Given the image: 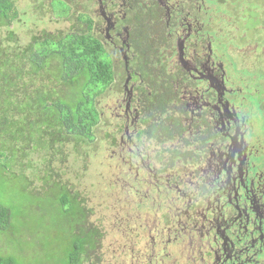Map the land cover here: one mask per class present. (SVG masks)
<instances>
[{
  "label": "flooded vegetation",
  "instance_id": "af4514ba",
  "mask_svg": "<svg viewBox=\"0 0 264 264\" xmlns=\"http://www.w3.org/2000/svg\"><path fill=\"white\" fill-rule=\"evenodd\" d=\"M88 1L113 65L105 112L120 129L114 200L128 218L117 214L116 233L130 237L129 264H264V79L233 53L255 54L257 22H239L249 16L231 0Z\"/></svg>",
  "mask_w": 264,
  "mask_h": 264
},
{
  "label": "trees",
  "instance_id": "16d2710c",
  "mask_svg": "<svg viewBox=\"0 0 264 264\" xmlns=\"http://www.w3.org/2000/svg\"><path fill=\"white\" fill-rule=\"evenodd\" d=\"M50 6L53 10L57 9L55 16L65 17L70 13V6L65 0L58 3L53 0ZM76 14L68 29L31 36L26 45H21L16 34L18 30L13 29L22 17L18 0H0V161L4 160L7 164L15 155H24L27 149L35 153L46 146L52 155L53 148L65 144V158L58 163L66 170L69 159H72V164L79 170L76 178L87 180L88 177L85 179L80 169H87V159L97 161L102 155L101 148L95 147L100 125L110 129L102 132L109 147L107 160L110 165H106L109 167L107 174L101 176L105 182L99 186L100 195L96 192V200L101 201L102 210L111 211V224L101 227L96 222L89 223L95 207L87 206V201L82 206L79 195L70 194V186L63 183L65 195L60 198V205L65 207L66 214L72 212V218L78 223L73 226L70 247L60 264H117L112 257L117 258V248L104 246L110 239H107V232L113 235L118 228L117 222L125 223L128 218L124 201L120 210L125 220L117 219L114 200L115 177L112 169L116 166H111L114 161L112 146L116 142L114 134L120 129L117 123L111 124L105 119L104 114L107 113H103V108L99 106L101 98L113 90V65L105 55L92 13L82 11ZM1 31L6 33L5 36L1 37ZM261 63L258 59L259 67ZM8 129L12 131L7 134L5 131ZM5 142L10 144V149L4 150ZM67 146L70 148L67 149ZM82 146L87 147V154L84 149L79 151ZM68 168L70 170L71 167ZM104 194L111 199H103L101 195ZM87 199L91 201L90 197ZM10 222V211L0 205V235L5 233ZM114 223L117 224L114 226ZM123 238L118 236V240L125 242L118 247L120 252L128 246L130 239L127 233ZM128 252L124 250L121 257H128ZM104 254L110 255L109 261L103 259ZM0 264L19 263L13 256L0 255Z\"/></svg>",
  "mask_w": 264,
  "mask_h": 264
},
{
  "label": "rangeland",
  "instance_id": "374dc122",
  "mask_svg": "<svg viewBox=\"0 0 264 264\" xmlns=\"http://www.w3.org/2000/svg\"><path fill=\"white\" fill-rule=\"evenodd\" d=\"M51 1L53 0H18L22 17L21 21L17 23L16 27L13 29L18 30L16 34L20 38L21 45H26L31 36L41 35L43 32L55 33L59 30L68 29L74 22L77 12H93L92 16L94 17V22L98 23L96 15L94 14L95 6L88 0H65L68 6H70V13L65 17L55 16L57 9H51ZM58 1L59 0H55L57 3ZM231 1L233 2L230 4H238L235 7L238 12L245 9V13L249 16L240 18L239 22H245L248 25H254L253 23L257 22L256 28H251L252 37L248 41L250 45L258 43L255 54L247 55V53L240 50V47L235 49L231 48L230 50L234 49L233 53H236L237 56L239 55V58L247 57L245 64L238 59L239 69H244L245 71L248 69L250 71L248 75L252 79L251 82L261 86L263 84L262 78L264 79V63H261L260 68L257 69L253 66V62L256 57H264V26L263 28L258 26L260 22L264 23V0ZM228 15L237 17L239 14L229 9ZM5 34V32L1 31V37L5 36ZM237 34L239 36L240 32H237ZM233 40H235V38H233ZM237 45H240V42H238ZM243 61H245V59H243ZM246 65L248 66L246 67ZM253 71L256 73H253ZM117 99V95H115L114 92L102 97L99 101V106L103 108V113H105L106 108L112 105L114 107ZM110 114V112L106 115L104 114L105 119L110 121L111 124L117 123L113 121L114 118ZM262 128L264 130V120ZM103 130L109 131L110 129L102 128L100 125V134H97L95 140V147L101 148V157L97 161L87 159L85 161L87 169H80L84 173L85 179L88 177L87 180H81L80 177L79 180L76 178L79 170L72 164V159H69L66 170L65 168L62 169L61 165L58 163L59 160L65 158V144L59 148H53L52 155L50 149L46 146L41 152L38 151L35 153L30 151L31 149H27L24 155H15L7 164L4 160L0 161V205L10 211L12 221L5 230V233L0 235V255L13 256L18 259L19 264L62 263L66 254L65 252H67L70 247L73 226L75 223H78L76 219L74 220L72 218L74 214L72 212L71 214H66L64 212L65 207H61L60 205V198L65 195L63 183L70 186V189H68L70 194L77 193L79 195L78 200H80L82 206L85 201H87V206L89 204V206L92 205L95 207L93 209V215L89 218V223L93 224L96 222V225H100L101 227L110 226L111 211L102 210L100 208L101 201L96 200V192L99 193V186L101 183L105 182V179L101 178V176L107 174L109 167L106 165H110V162L107 160V151L109 147L102 137ZM10 131L12 130L8 129L5 132L8 134ZM7 136L10 137L9 135ZM14 145L19 147L17 144ZM7 148L10 149V144L8 145V143L5 142L4 150H7ZM68 148L70 147L67 146V149ZM83 149L87 154V147L82 146L79 148V151ZM69 163L71 165H69ZM111 163V166H117L115 160ZM93 164L94 166H92ZM53 167L55 168L53 169ZM68 167H71L70 170ZM53 170L55 171L53 172ZM53 183L58 184L56 186L53 185ZM101 196L103 199H111L110 196L105 194ZM88 197L91 198L89 202L87 199ZM95 205L98 206L96 207ZM106 205L107 204H105V206ZM75 212L77 214L78 210L75 209ZM116 214H118V216L121 215L119 210H117ZM75 233L74 231V234ZM107 234V239H110L106 240L105 248L116 249L125 243L122 240L124 239V234H120L122 239L119 240L118 236L120 235H118L116 231L113 235L110 234V231H108ZM144 242L145 241L142 240L139 241L138 244L142 246ZM124 250H122V252ZM108 256L110 255L104 254L103 259L109 261L110 258ZM112 257L115 263H130L129 257L124 259L121 257V260H118L114 255ZM92 259L94 260V258ZM89 260H91V258ZM100 261L101 257H99V263Z\"/></svg>",
  "mask_w": 264,
  "mask_h": 264
}]
</instances>
